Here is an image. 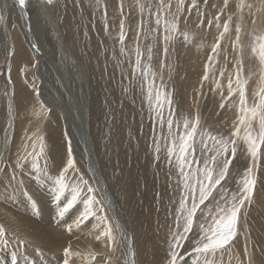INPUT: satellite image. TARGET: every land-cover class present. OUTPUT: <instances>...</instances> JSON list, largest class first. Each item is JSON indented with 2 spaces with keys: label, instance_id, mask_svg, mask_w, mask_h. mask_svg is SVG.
<instances>
[{
  "label": "rangeland",
  "instance_id": "1",
  "mask_svg": "<svg viewBox=\"0 0 264 264\" xmlns=\"http://www.w3.org/2000/svg\"><path fill=\"white\" fill-rule=\"evenodd\" d=\"M22 13L28 19L31 49L16 27L24 21ZM0 17V227L5 232L0 264H63L69 248V264H169L179 199L185 194L176 158L168 156L169 113L173 136L183 134L185 119L199 117L186 173L199 169L202 175L215 155L205 133L236 141L234 158L230 148L226 157H216L215 165L209 163L216 175L225 158L231 161L225 180L198 208L177 264H248L249 257L251 264H264V145L254 162L243 139L245 129L240 137L232 135L241 115L237 74L247 81L246 107H256L264 89V66L253 52L254 38L264 37V0H183L182 5L180 0H27L23 9L18 0H0ZM173 20L177 30L166 33L165 21ZM9 30L18 43H4ZM150 80L172 101L163 108V125L148 102ZM83 109L85 135L107 199L90 185L94 174L88 173L85 145L76 135L75 122ZM62 121L68 141L59 136ZM251 129L258 137V118L251 120ZM41 137L43 172L32 167L30 156L18 163L33 144L39 151ZM69 150L81 167L74 163L66 178L81 182L84 191L60 218L59 208L71 193L58 204L54 181L67 167ZM249 167L256 187L251 202L241 209L235 239L214 254L198 257L193 248L202 235L200 225L210 224L217 206L238 193ZM89 185L104 208L101 213L96 206L97 217L106 216L112 226L111 240L101 235L106 225L97 217L75 226L84 199L92 195ZM195 187L198 201L199 185ZM191 203L189 195V207ZM183 224L181 219V232Z\"/></svg>",
  "mask_w": 264,
  "mask_h": 264
},
{
  "label": "snow or ice",
  "instance_id": "2",
  "mask_svg": "<svg viewBox=\"0 0 264 264\" xmlns=\"http://www.w3.org/2000/svg\"><path fill=\"white\" fill-rule=\"evenodd\" d=\"M49 4L53 3V0H47ZM227 2V0H226ZM19 6L23 9L26 7L27 0H18ZM180 4H183V0H180ZM195 6V4H193ZM2 19V17H0ZM157 25L161 23L159 14H157L156 19ZM178 28L175 20L168 22L165 21V32H175ZM228 25H224V32H227ZM239 31V29H237ZM125 39L124 26L121 24V35L120 41L123 43ZM169 36H165L167 41ZM185 39H188L187 34H185ZM239 38L237 37V40ZM253 52L258 54L259 61L262 66H264V37L254 38ZM219 47L217 44L213 48V52ZM140 56L141 53L137 49V60L136 67L140 69ZM147 74V73H145ZM207 79V75L204 77ZM261 81L264 82V75L261 76ZM236 84L239 87L240 95V118L238 126L233 132L234 137H240L241 128L245 129L243 139L248 145V151L253 161L258 159V154L260 151V146L264 145V94L259 95L258 105L256 107L248 108L246 107V84L247 81H241L239 75L237 74ZM229 91L232 94V80H229ZM264 92V89L261 90ZM148 102L150 107L154 105V110L156 116L160 120L161 125H163V108L165 105H171L172 101L167 97L161 90L154 89V81L150 80L148 83ZM223 106V105H222ZM259 119L260 133L258 137H255L251 129V120ZM199 117H196L194 121H189L185 119L183 122L184 132L182 135H172L173 120L171 119V113H169V119L167 121L169 136L172 137L171 144L168 147L169 158L175 157L176 162L179 165L180 174L183 177L184 184V196L180 201L178 216L176 220L177 231L173 234V242L171 244L170 250V261L169 264H177L178 256L180 254V249L183 247V242L187 240L188 234L192 231L193 225L195 223V216L200 205H203L205 201L211 196L212 191L216 186H219L222 181L225 180L231 161L229 159H224L222 166L218 174L214 175L216 171L214 167H210L209 163L215 165L217 156H227L229 149L231 148L232 157H235L236 147L235 139H224L222 137L213 136L211 133H205L204 137L211 141L215 155L210 158V161L205 164L202 175L200 170L197 169L196 173L185 172V168H191L188 157L194 153V143L195 137L197 135V127L199 125ZM45 151L43 138L39 140V151L36 150V145L33 144L32 152L28 153L27 156L21 157L18 163L26 162L28 157H31L32 167L39 172H43V168L40 166V157L43 156ZM157 153L159 152V144L156 146ZM74 159L71 157V151L69 150V159L67 162V167L63 169L61 174L55 179L54 183L56 185V196L55 199L57 203L65 197L67 193H71L70 198L59 208L58 215L63 218L66 213H68L79 201L84 189L81 187V182H70L66 178V173L68 169L74 167ZM46 167V162H45ZM83 185H87L88 182L81 178ZM199 185V198L196 199V187ZM240 189L238 193L232 194L230 199H227L223 205H218L215 215L212 217L211 223L205 226L200 225L201 237L197 242V246L193 248V252L200 255L214 254L217 251L226 248L232 240L235 239L237 235L238 224L240 220L241 209L244 208L246 202H251L253 194L256 187V178L252 167H249L240 181ZM88 193L92 194L86 197L83 201L84 208L78 218L74 221L75 226L79 227L92 217H97L96 206H99V211L102 213L104 211L101 202L93 194L95 189L92 187H87ZM191 195L192 203L188 206V198ZM209 215H211V210H209ZM102 223L106 225V230L101 232V235L107 236L110 240L112 237V226L107 223L106 216L97 217ZM183 219V229L180 231V220ZM72 225H69V231H71ZM5 235L4 229L0 227V237ZM99 239V236L97 237ZM132 259L135 260V253H132ZM73 256L70 248L65 249L63 264H69L70 258ZM95 259V257H92ZM248 264H251V257H249Z\"/></svg>",
  "mask_w": 264,
  "mask_h": 264
},
{
  "label": "bare ground",
  "instance_id": "3",
  "mask_svg": "<svg viewBox=\"0 0 264 264\" xmlns=\"http://www.w3.org/2000/svg\"><path fill=\"white\" fill-rule=\"evenodd\" d=\"M7 1V0H6ZM2 6H4V5H2ZM151 8V7H150ZM8 10V9H7ZM7 10H6V8L5 7H3V10L2 11H4V13H5V16H6V13H7ZM10 12V11H9ZM23 12H25V10L23 11ZM148 13V12H147ZM8 14V13H7ZM22 15H23V17H24V21H23V23L22 22H18V23H16L17 24V26L16 27H18V29H19V31H20V33H21V36H22V38H23V40H24V42L26 43V45L31 49V39H30V37L29 36H27L26 35V33L28 32V19H26V16H24V13H22ZM7 17V16H6ZM7 20V19H6ZM6 20H5V18H3V21L5 22V24H6ZM10 21V20H9ZM9 21H8V23H9ZM23 24L26 26H23ZM11 26V25H10ZM9 28V27H8ZM213 30V29H212ZM211 31V30H210ZM8 32V31H7ZM212 32V31H211ZM255 35V34H254ZM257 35V34H256ZM255 35V36H256ZM23 42V41H22ZM34 42V41H33ZM4 43L5 44H8V43H18L17 41H16V35L12 32L11 33V31L9 30V32L8 33H5L4 34ZM35 43V42H34ZM33 44V43H32ZM33 45H35V44H33ZM32 45V46H33ZM4 46V45H3ZM16 47V46H15ZM36 47V46H35ZM126 47V46H125ZM39 48H42V47H39ZM40 51V50H39ZM26 52V51H25ZM34 52V51H33ZM10 55L12 56H14V53H13V51L11 52L10 51ZM38 54V56H40V58H43V55L41 56V54L39 53V52H35V54ZM26 54V53H25ZM44 60V59H43ZM12 67H13V65L11 64V66H10V70L12 69ZM14 77V76H13ZM13 82H14V80H13ZM19 82V81H18ZM14 85V84H13ZM19 87V86H18ZM27 87V86H26ZM21 91V90H20ZM16 92V91H15ZM38 92V91H37ZM20 93V92H19ZM14 94V93H13ZM262 94H263V92H262ZM34 95H36V92H35V94ZM19 98V97H18ZM27 98V97H26ZM25 103V102H24ZM38 107V106H37ZM28 109V108H27ZM84 109H83V111L81 112V115L78 117V115H77V118H78V120L75 122V125H76V135H77V138L78 139H80V140H78V141H81L84 145H85V147H84V152H85V157H86V162H87V165H88V168H89V172L88 173H93L94 175H91L90 177H91V184L90 185H92L93 186V184H94V188L97 190V191H99L100 192V194L102 195V197L104 196L105 198L107 197V188H106V186L105 185H103V179H102V177H101V174L100 175H98V172H97V167L95 166V160H94V162H93V158L91 157V155H92V152H91V148L89 147V145H88V142H87V137H86V127H87V122H86V113L84 114ZM56 116V115H55ZM69 117H71V115H69ZM71 118H69L68 120L66 119V122L68 121L69 122V120H70ZM72 120H73V118H72ZM74 121V120H73ZM64 121H62V123H63ZM61 123V122H60ZM61 123V125H62V130H60L59 128H58V132H59V136H60V134H61V137H66V140L68 141V139L70 140V136H69V131H66V129L65 128H67L66 126H65V124L63 123L62 124ZM65 126V128H64V126ZM27 134V133H26ZM25 134V135H26ZM25 137V136H24ZM58 138V137H57ZM58 141H59V138H58ZM59 143L60 144H62L61 143V141H59ZM66 145H67V142H66ZM69 146H70V141H69ZM61 148V147H60ZM59 148V149H60ZM71 148V147H70ZM86 149V150H85ZM72 150V149H71ZM86 151H87V153H86ZM59 152V151H58ZM26 154V153H25ZM75 155V154H74ZM1 157V156H0ZM74 158V161H75V163L77 164V165H79V169H80V163H79V160L77 159V157H76V155L73 157ZM152 158V157H151ZM150 158V159H151ZM83 164H84V162H82ZM84 166H85V164H84ZM83 168V167H82ZM86 168V167H85ZM84 169V168H83ZM151 172V171H150ZM87 173V174H88ZM86 174V173H85ZM90 175V174H89ZM88 175V176H89ZM90 177H89V179H90ZM156 177V176H155ZM131 180V179H130ZM132 181V180H131ZM93 182V183H92ZM150 184V183H149ZM89 185V186H90ZM149 189V188H148ZM108 198V197H107ZM106 198V199H107ZM109 200V199H108ZM108 200H107V202H108ZM178 200V199H177ZM179 200H181V199H179ZM170 202V201H169ZM169 204V203H168ZM166 205V204H165ZM178 207V206H177ZM45 210V209H44ZM46 211V210H45ZM171 213V212H170ZM163 214V213H162ZM172 214V213H171ZM159 216V215H158ZM163 217V216H162ZM159 218V217H158ZM118 223H119V221H118ZM121 224V223H120ZM163 227H165V226H163ZM125 228V227H124ZM127 238H129V235L127 236ZM130 242V241H129ZM136 264V263H135Z\"/></svg>",
  "mask_w": 264,
  "mask_h": 264
}]
</instances>
